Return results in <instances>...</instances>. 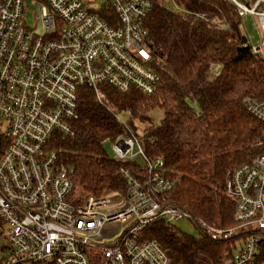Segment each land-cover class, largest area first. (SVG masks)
I'll return each mask as SVG.
<instances>
[{
  "label": "built area",
  "instance_id": "obj_1",
  "mask_svg": "<svg viewBox=\"0 0 264 264\" xmlns=\"http://www.w3.org/2000/svg\"><path fill=\"white\" fill-rule=\"evenodd\" d=\"M245 36L243 46L264 60V0H229ZM37 26L24 19L25 0H0V264H169L154 240V222L173 226L181 216L202 235L229 240L219 264H264V152L226 173L224 195L234 203V225L218 227L168 202L176 178L161 157L149 158L129 125L130 111L115 114L123 132L114 157L140 156L139 169H122L126 189L112 195H78L72 168L49 143L56 131L72 134L77 90L107 83L119 91L152 95L159 75L150 66L144 19L152 0H31ZM186 12L167 0L165 5ZM250 15L256 43L245 33ZM205 17L206 14H196ZM39 29V31H37ZM211 65L208 78L215 77ZM245 108L264 121V97ZM137 151L134 152V147ZM236 240L242 245L236 254ZM193 264H203L195 262Z\"/></svg>",
  "mask_w": 264,
  "mask_h": 264
},
{
  "label": "trees",
  "instance_id": "obj_2",
  "mask_svg": "<svg viewBox=\"0 0 264 264\" xmlns=\"http://www.w3.org/2000/svg\"><path fill=\"white\" fill-rule=\"evenodd\" d=\"M152 1L144 25L150 66L160 78L155 92H122L102 83L98 99L94 89L82 85L72 134L56 131L49 145L72 168L71 180L85 195L124 193L121 170L134 173L141 164L108 156L105 143L123 132L115 114L129 110L135 132L136 123L145 125L146 155L161 157L176 178L168 202L209 225L231 227L234 203L223 192L226 173L264 152V121L244 105L264 97V60L243 46L245 36L229 0H174L186 12L165 5L167 0ZM202 13L207 16H196ZM211 65L217 67L212 80ZM154 108L163 113L158 124L149 116ZM143 236L165 249L169 264H219L230 245L161 222L150 224Z\"/></svg>",
  "mask_w": 264,
  "mask_h": 264
},
{
  "label": "rangeland",
  "instance_id": "obj_3",
  "mask_svg": "<svg viewBox=\"0 0 264 264\" xmlns=\"http://www.w3.org/2000/svg\"><path fill=\"white\" fill-rule=\"evenodd\" d=\"M24 8H25L24 19L26 21L27 27H29V28L36 27L37 26V20H36V16L34 15L35 6L31 2V0H25ZM244 24H245V33L247 34L248 37L251 38V41L253 43H256V41L259 38V29H258L257 25L255 24L254 19L250 15H248L246 17V19L244 20ZM37 31H39V29H37ZM210 80H212V79H210ZM162 114L163 113L159 108L151 109L149 112L150 119L152 120V122L154 124H158L160 122V120L162 119ZM136 126H137V134L139 136H141L143 133V129H144L145 125L136 123ZM105 150H106L108 156L114 157L111 142L105 143ZM133 150H134V152L137 151L136 145H135ZM135 159L137 161H140L141 157L136 156ZM75 189H76V193L78 195L84 194L81 192L79 186L76 184H75ZM103 194L104 195L105 194L112 195V193H110V192H104ZM172 224L175 228H177V229L181 230L182 232H185L186 234H189L191 236L198 237L200 234V231H199L196 223L194 221L188 219L185 216H181V217L177 218L176 220L173 221ZM6 244H7V241H5L3 236H0V248ZM241 245H242L241 240L235 241L234 246L232 248L233 254H236L239 251ZM4 254L5 253L0 251V260Z\"/></svg>",
  "mask_w": 264,
  "mask_h": 264
}]
</instances>
